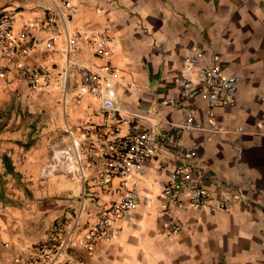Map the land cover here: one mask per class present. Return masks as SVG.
Wrapping results in <instances>:
<instances>
[{"label": "crops", "instance_id": "obj_1", "mask_svg": "<svg viewBox=\"0 0 264 264\" xmlns=\"http://www.w3.org/2000/svg\"><path fill=\"white\" fill-rule=\"evenodd\" d=\"M0 13L14 16V34L27 20L37 26L30 36L31 48L12 62H1L6 73L0 76V91H14L16 81L25 80L17 73L20 63L29 69L46 68L48 77L66 70L70 79L66 84L68 74L64 75L63 87L71 100L65 128L75 138L85 137L90 125L102 124L99 103L80 87L81 66L98 70L115 89L123 117L136 116L141 127L156 130H167L182 117L169 101L179 96L174 79L183 71L187 47L206 53L201 63L214 56L224 74L241 79L234 101L214 109L222 130L196 153L208 188L232 187L237 200L229 210L161 208L160 188L181 161L178 146L207 135L186 132L182 143L164 142L158 156L146 163L138 206L124 217L117 237L91 249L73 246L58 260L66 256L67 264H77L75 258L81 255L83 264H264V0H0ZM49 13L56 30L52 47L46 49L51 34L42 23ZM105 27L112 33L110 53L101 56L93 40ZM67 34L77 36L73 51L67 49ZM191 102L202 104L201 99ZM197 121L206 124L202 112ZM127 128L123 124L122 132ZM13 166L30 178L27 162ZM87 171L92 173V168ZM87 184L91 198L83 197L85 205L75 218L81 224L76 235L96 221L98 205L108 201L90 180ZM19 223L0 215V264H29L25 259L35 244L47 237L43 228ZM170 223L181 229L166 233ZM53 233L59 235L55 229Z\"/></svg>", "mask_w": 264, "mask_h": 264}, {"label": "built area", "instance_id": "obj_2", "mask_svg": "<svg viewBox=\"0 0 264 264\" xmlns=\"http://www.w3.org/2000/svg\"><path fill=\"white\" fill-rule=\"evenodd\" d=\"M68 7V2L65 3ZM67 13L65 16L68 17ZM64 18V15L62 14ZM15 18L11 14L0 13V73H5L2 61L12 62L31 48L30 36L36 29L35 22L27 20L19 31L14 34ZM42 29L51 34L44 48L50 49L54 42L53 33L56 30L54 19L47 16L42 23ZM111 29L105 27L93 40L97 55L110 53L109 43ZM68 51L76 49L77 36L66 35ZM204 51L196 47H187L183 56V71L174 79L179 87V96L170 100V104L181 110V119L165 130L162 127L145 129L140 126L136 116L128 119L122 116V104L117 100L115 89L104 79L98 70L91 67L79 68V83L82 92L93 98L100 105L102 124H93L84 132V154L87 161L81 168V174L108 196V201L99 204L96 221L81 229L76 219L71 226L63 227L64 238L56 245L51 260L58 261L61 252L79 245L91 249L99 241H109L117 237L121 231L124 217L138 206V191L145 172L146 163L158 156L164 142L177 144L186 132L204 131L207 135L191 140L187 145H179L181 161L177 162L167 182L159 191L161 208L167 210L174 206L183 209H206L210 212L227 211L236 202L230 186L222 185L217 190L208 188L202 179V165L196 162V153L212 135L220 132L218 116L214 109L227 106L234 101L237 89L241 83L237 75L224 74L216 64V57L210 62L201 63L205 57ZM19 72L24 75L29 84L34 85L37 72L24 65H18ZM109 72L108 68H104ZM201 99V106H195L191 101ZM202 112L206 124L197 121ZM128 126L122 132V125ZM92 173L86 178L87 169ZM181 229L179 224L165 225L166 233L172 234ZM53 256V257H52Z\"/></svg>", "mask_w": 264, "mask_h": 264}, {"label": "rangeland", "instance_id": "obj_3", "mask_svg": "<svg viewBox=\"0 0 264 264\" xmlns=\"http://www.w3.org/2000/svg\"><path fill=\"white\" fill-rule=\"evenodd\" d=\"M31 70L37 72L34 85L28 83L17 66V73L25 80H17L14 91H0V215L12 216L19 224L43 228L48 238L36 243L33 254L25 261L55 264L48 257L64 238L63 227L75 221L85 205L83 197L91 198L87 194L91 192L89 179L83 181L81 174L87 164L83 158L85 139L72 137L65 128L71 97L63 85L65 74L66 84L69 83V73L64 70L48 77L46 68L36 66ZM14 162L28 163V180L20 170H14ZM86 173V177L91 175ZM11 211L20 213L10 214ZM54 229L59 235L52 234ZM75 261L83 264V256L77 255ZM67 263L65 256L56 264Z\"/></svg>", "mask_w": 264, "mask_h": 264}]
</instances>
